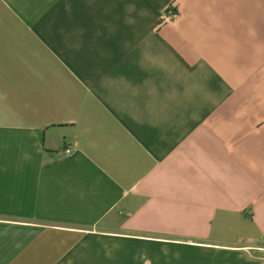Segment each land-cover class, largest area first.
<instances>
[{
    "label": "crops",
    "instance_id": "1",
    "mask_svg": "<svg viewBox=\"0 0 264 264\" xmlns=\"http://www.w3.org/2000/svg\"><path fill=\"white\" fill-rule=\"evenodd\" d=\"M173 1L0 0V264H264V0Z\"/></svg>",
    "mask_w": 264,
    "mask_h": 264
},
{
    "label": "built area",
    "instance_id": "2",
    "mask_svg": "<svg viewBox=\"0 0 264 264\" xmlns=\"http://www.w3.org/2000/svg\"><path fill=\"white\" fill-rule=\"evenodd\" d=\"M182 0H174L170 6L168 7V9L166 10V12L163 14L162 16V21L166 22V21H171L174 20L178 17V4L181 2ZM71 152L70 148H67L64 150L65 154H69ZM264 251V248L262 249Z\"/></svg>",
    "mask_w": 264,
    "mask_h": 264
}]
</instances>
